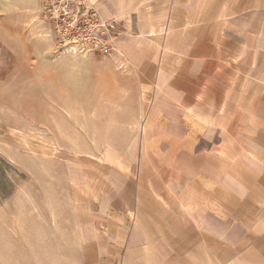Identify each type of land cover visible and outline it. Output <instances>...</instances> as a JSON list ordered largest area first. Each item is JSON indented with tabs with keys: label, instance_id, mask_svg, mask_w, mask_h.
<instances>
[{
	"label": "crops",
	"instance_id": "crops-1",
	"mask_svg": "<svg viewBox=\"0 0 264 264\" xmlns=\"http://www.w3.org/2000/svg\"><path fill=\"white\" fill-rule=\"evenodd\" d=\"M90 2L133 109L82 152L64 264H264V0Z\"/></svg>",
	"mask_w": 264,
	"mask_h": 264
},
{
	"label": "rangeland",
	"instance_id": "rangeland-1",
	"mask_svg": "<svg viewBox=\"0 0 264 264\" xmlns=\"http://www.w3.org/2000/svg\"><path fill=\"white\" fill-rule=\"evenodd\" d=\"M43 10L0 0V264L65 263L75 185L100 170L82 152L125 144L111 115L133 109L119 88L126 63L59 46Z\"/></svg>",
	"mask_w": 264,
	"mask_h": 264
},
{
	"label": "built area",
	"instance_id": "built-area-1",
	"mask_svg": "<svg viewBox=\"0 0 264 264\" xmlns=\"http://www.w3.org/2000/svg\"><path fill=\"white\" fill-rule=\"evenodd\" d=\"M45 17L50 21L59 46L73 53L116 52L120 25L103 19L90 0H43Z\"/></svg>",
	"mask_w": 264,
	"mask_h": 264
}]
</instances>
